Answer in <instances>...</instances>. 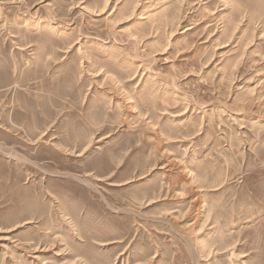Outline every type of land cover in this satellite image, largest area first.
<instances>
[{
  "label": "rangeland",
  "instance_id": "1",
  "mask_svg": "<svg viewBox=\"0 0 264 264\" xmlns=\"http://www.w3.org/2000/svg\"><path fill=\"white\" fill-rule=\"evenodd\" d=\"M0 264H264V0H0Z\"/></svg>",
  "mask_w": 264,
  "mask_h": 264
}]
</instances>
